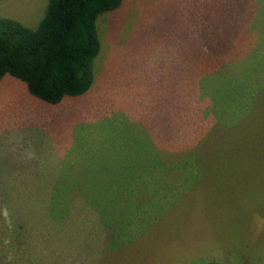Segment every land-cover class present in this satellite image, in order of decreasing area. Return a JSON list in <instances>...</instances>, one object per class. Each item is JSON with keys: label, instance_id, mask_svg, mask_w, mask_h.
<instances>
[{"label": "rangeland", "instance_id": "1", "mask_svg": "<svg viewBox=\"0 0 264 264\" xmlns=\"http://www.w3.org/2000/svg\"><path fill=\"white\" fill-rule=\"evenodd\" d=\"M98 32L86 94L0 82V264H264V0H124Z\"/></svg>", "mask_w": 264, "mask_h": 264}, {"label": "trees", "instance_id": "2", "mask_svg": "<svg viewBox=\"0 0 264 264\" xmlns=\"http://www.w3.org/2000/svg\"><path fill=\"white\" fill-rule=\"evenodd\" d=\"M123 2L48 0L36 28L0 17V82L10 75L24 82L32 96L51 105L86 94L93 86L94 61L101 49L98 19L118 10ZM17 237L11 241L18 247L24 238L21 233ZM19 250L20 247L16 253L10 250L15 264L22 257Z\"/></svg>", "mask_w": 264, "mask_h": 264}, {"label": "crops", "instance_id": "3", "mask_svg": "<svg viewBox=\"0 0 264 264\" xmlns=\"http://www.w3.org/2000/svg\"><path fill=\"white\" fill-rule=\"evenodd\" d=\"M229 42V41H228ZM161 130H162V127H160V130L156 133V131H154V133L153 134H156L157 136L160 134V132H161Z\"/></svg>", "mask_w": 264, "mask_h": 264}]
</instances>
